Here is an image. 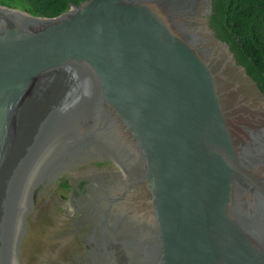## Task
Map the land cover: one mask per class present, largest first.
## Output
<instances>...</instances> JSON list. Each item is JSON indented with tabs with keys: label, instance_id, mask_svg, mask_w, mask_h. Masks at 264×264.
<instances>
[{
	"label": "water",
	"instance_id": "obj_1",
	"mask_svg": "<svg viewBox=\"0 0 264 264\" xmlns=\"http://www.w3.org/2000/svg\"><path fill=\"white\" fill-rule=\"evenodd\" d=\"M212 4L0 6V264H264V93ZM39 140L71 145L68 188Z\"/></svg>",
	"mask_w": 264,
	"mask_h": 264
},
{
	"label": "trees",
	"instance_id": "obj_2",
	"mask_svg": "<svg viewBox=\"0 0 264 264\" xmlns=\"http://www.w3.org/2000/svg\"><path fill=\"white\" fill-rule=\"evenodd\" d=\"M0 5L39 18H56L88 0H12ZM210 28L264 93V0H213ZM68 182L60 186L68 188Z\"/></svg>",
	"mask_w": 264,
	"mask_h": 264
},
{
	"label": "rangeland",
	"instance_id": "obj_3",
	"mask_svg": "<svg viewBox=\"0 0 264 264\" xmlns=\"http://www.w3.org/2000/svg\"><path fill=\"white\" fill-rule=\"evenodd\" d=\"M0 1L2 4L16 6L12 0ZM0 21L3 20L0 19ZM71 151L72 147L68 143H60L53 148L52 143L46 140L35 141L34 150L32 149L26 163L29 164V170L39 167L38 173L47 174L49 183L65 182L67 177L78 174L77 168L69 161Z\"/></svg>",
	"mask_w": 264,
	"mask_h": 264
},
{
	"label": "flooded vegetation",
	"instance_id": "obj_4",
	"mask_svg": "<svg viewBox=\"0 0 264 264\" xmlns=\"http://www.w3.org/2000/svg\"><path fill=\"white\" fill-rule=\"evenodd\" d=\"M263 112H264V110H263ZM261 127L264 128V121L261 123ZM259 172H260L261 176L263 177V178H261V177L260 178L264 181V169L259 170ZM263 188H264V185H263ZM259 199L261 201V204L263 205L262 196L261 195H260Z\"/></svg>",
	"mask_w": 264,
	"mask_h": 264
}]
</instances>
